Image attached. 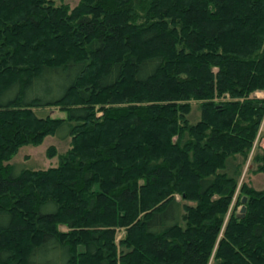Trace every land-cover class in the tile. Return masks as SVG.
Instances as JSON below:
<instances>
[{"label": "trees", "instance_id": "trees-1", "mask_svg": "<svg viewBox=\"0 0 264 264\" xmlns=\"http://www.w3.org/2000/svg\"><path fill=\"white\" fill-rule=\"evenodd\" d=\"M255 92L264 0H0V264H264Z\"/></svg>", "mask_w": 264, "mask_h": 264}, {"label": "rangeland", "instance_id": "rangeland-1", "mask_svg": "<svg viewBox=\"0 0 264 264\" xmlns=\"http://www.w3.org/2000/svg\"><path fill=\"white\" fill-rule=\"evenodd\" d=\"M65 2L68 3L70 7H72L73 5H75L77 0H65ZM253 96L264 97L263 94H258V93H253ZM32 110L35 112L36 115L40 117H44V116L64 117L65 116V112L60 111L56 107L55 108L54 107L52 108L39 107V108H32ZM194 115L195 117L191 118V116H194ZM188 117L190 118V121H194L195 119H197V111H196L195 103H192L191 111L188 114ZM51 145L54 146L55 150L58 153H61L67 148L68 142L67 140L59 141L56 139L55 136H45L42 139V141L37 145L21 146L18 149L17 153L14 155V157L10 160V162L11 163L21 162L20 166L22 167H30V168H37V169H45L47 167L54 166L56 164V157L54 156L52 158H47L45 156L46 148ZM254 146H259L260 148H264V134L262 135V137L259 136L257 141L256 140L254 141V144L252 148L250 149L249 156L252 153V151H254V148H255ZM249 156H248V161H249ZM241 180L247 181L255 189H262L264 187V173L251 174V173H247L244 168L242 171L241 178H240V181ZM233 197H235V193ZM238 212H239V209L237 210V213Z\"/></svg>", "mask_w": 264, "mask_h": 264}, {"label": "water", "instance_id": "water-1", "mask_svg": "<svg viewBox=\"0 0 264 264\" xmlns=\"http://www.w3.org/2000/svg\"><path fill=\"white\" fill-rule=\"evenodd\" d=\"M244 201H245V197H242L241 198V206H240V208H239V212L237 213V217H242L243 216V212H244Z\"/></svg>", "mask_w": 264, "mask_h": 264}, {"label": "built area", "instance_id": "built-area-1", "mask_svg": "<svg viewBox=\"0 0 264 264\" xmlns=\"http://www.w3.org/2000/svg\"><path fill=\"white\" fill-rule=\"evenodd\" d=\"M255 93H258V94H263V95H264V92H255Z\"/></svg>", "mask_w": 264, "mask_h": 264}]
</instances>
